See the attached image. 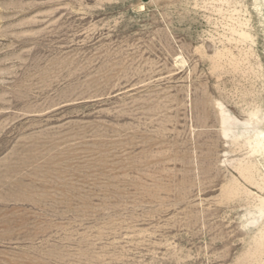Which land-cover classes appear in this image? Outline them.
Returning <instances> with one entry per match:
<instances>
[{"label": "rangeland", "instance_id": "374dc122", "mask_svg": "<svg viewBox=\"0 0 264 264\" xmlns=\"http://www.w3.org/2000/svg\"><path fill=\"white\" fill-rule=\"evenodd\" d=\"M256 125L264 0H0V264H264Z\"/></svg>", "mask_w": 264, "mask_h": 264}, {"label": "bare ground", "instance_id": "6f19581e", "mask_svg": "<svg viewBox=\"0 0 264 264\" xmlns=\"http://www.w3.org/2000/svg\"><path fill=\"white\" fill-rule=\"evenodd\" d=\"M247 141L252 151L264 156V128L258 125L254 126L252 132L247 137Z\"/></svg>", "mask_w": 264, "mask_h": 264}]
</instances>
